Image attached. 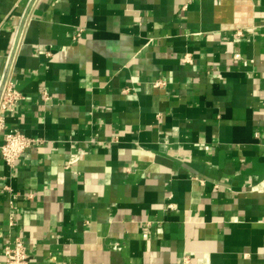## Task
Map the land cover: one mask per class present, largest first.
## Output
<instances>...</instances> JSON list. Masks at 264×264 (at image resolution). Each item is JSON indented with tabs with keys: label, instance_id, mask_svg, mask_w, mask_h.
<instances>
[{
	"label": "crops",
	"instance_id": "obj_1",
	"mask_svg": "<svg viewBox=\"0 0 264 264\" xmlns=\"http://www.w3.org/2000/svg\"><path fill=\"white\" fill-rule=\"evenodd\" d=\"M14 44L0 264H264V0H0Z\"/></svg>",
	"mask_w": 264,
	"mask_h": 264
},
{
	"label": "built area",
	"instance_id": "obj_2",
	"mask_svg": "<svg viewBox=\"0 0 264 264\" xmlns=\"http://www.w3.org/2000/svg\"><path fill=\"white\" fill-rule=\"evenodd\" d=\"M37 1V0H36ZM237 36H242L239 32ZM16 44L12 46L6 61L5 71L0 77V156L5 164L10 168H15L23 154L28 150L38 147L42 144V140L28 137L19 130L6 131V114L12 113L19 104L24 100V96L15 88L12 77L13 56ZM161 86V83H157ZM45 99H48L47 92H43ZM78 161L77 155H71L68 167ZM32 198V195H29ZM5 264H30L29 255L24 240L17 237L14 242L9 243L4 251Z\"/></svg>",
	"mask_w": 264,
	"mask_h": 264
}]
</instances>
